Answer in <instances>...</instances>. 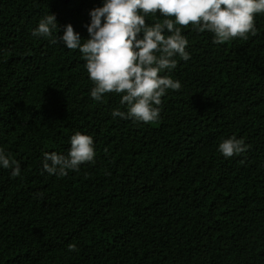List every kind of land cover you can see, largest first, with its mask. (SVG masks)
<instances>
[{
  "label": "trees",
  "instance_id": "trees-1",
  "mask_svg": "<svg viewBox=\"0 0 264 264\" xmlns=\"http://www.w3.org/2000/svg\"><path fill=\"white\" fill-rule=\"evenodd\" d=\"M98 6L0 0V147L21 166L0 168V264H264V14L223 44L177 25L191 54L171 73L182 87L144 123L113 119L119 94L90 98L78 49L31 34L51 12L58 35L71 23L86 39ZM76 131L92 135L94 162L41 174L43 152L66 153ZM232 135L248 150L225 158Z\"/></svg>",
  "mask_w": 264,
  "mask_h": 264
},
{
  "label": "clouds",
  "instance_id": "clouds-1",
  "mask_svg": "<svg viewBox=\"0 0 264 264\" xmlns=\"http://www.w3.org/2000/svg\"><path fill=\"white\" fill-rule=\"evenodd\" d=\"M159 13L162 22L146 23L150 14ZM264 14V0H102V6L90 10L83 39L74 26H62V35L54 13L46 14L32 30L33 37H48L50 43H62L69 50H79L89 79L93 82L90 98L103 102L107 93L120 95L126 110L114 108L113 119L150 123L160 117L162 97L182 84L174 79L177 57L190 59L188 39L181 27L190 23L198 32L213 34V43L223 44L234 38L255 34V15ZM163 73V75H161ZM65 152L44 151L42 171L63 177L78 171L84 163L94 162L96 155L92 135L76 131ZM217 150L225 157L239 156L248 150L243 137L223 139ZM0 168L21 176L19 161L0 147ZM68 252L77 251L75 243Z\"/></svg>",
  "mask_w": 264,
  "mask_h": 264
}]
</instances>
